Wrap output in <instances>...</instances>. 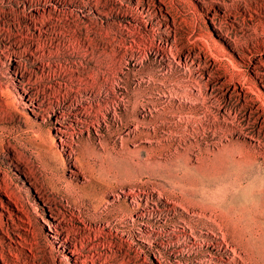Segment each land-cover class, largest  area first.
Returning <instances> with one entry per match:
<instances>
[{
  "label": "rangeland",
  "instance_id": "1",
  "mask_svg": "<svg viewBox=\"0 0 264 264\" xmlns=\"http://www.w3.org/2000/svg\"><path fill=\"white\" fill-rule=\"evenodd\" d=\"M263 179L264 0H0V264H250Z\"/></svg>",
  "mask_w": 264,
  "mask_h": 264
},
{
  "label": "bare ground",
  "instance_id": "2",
  "mask_svg": "<svg viewBox=\"0 0 264 264\" xmlns=\"http://www.w3.org/2000/svg\"><path fill=\"white\" fill-rule=\"evenodd\" d=\"M261 183L262 188L259 193L264 195V179ZM187 189L188 193L184 196L187 211L191 212L190 210H192L198 216H201V211H204L205 216H207L208 210L211 216H214V222L220 227V232H222V237L226 242H229L227 237L231 229L235 238L233 237L232 243L228 244V247L233 250V254L228 255L229 258L236 259V256H239L243 261L250 264H264V204L263 207L255 209V207L249 206L248 201L238 193L227 190L218 191L210 189L208 186L192 184ZM210 232L219 236L214 227H211ZM215 236L207 237L206 241L210 244H222ZM64 241L69 242L67 238ZM71 245L73 246L68 244L63 246L73 251L76 258L80 259L81 251L78 249L77 243L73 242ZM191 264L197 263L192 262ZM208 264L223 263L212 259L209 260Z\"/></svg>",
  "mask_w": 264,
  "mask_h": 264
}]
</instances>
